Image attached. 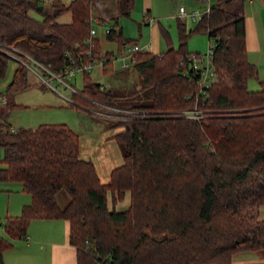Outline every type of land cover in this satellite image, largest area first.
<instances>
[{
    "label": "trees",
    "instance_id": "obj_1",
    "mask_svg": "<svg viewBox=\"0 0 264 264\" xmlns=\"http://www.w3.org/2000/svg\"><path fill=\"white\" fill-rule=\"evenodd\" d=\"M115 1L116 16H101L96 24H110L106 40L119 50L136 42L125 39L117 24L135 0ZM244 1L215 0L194 29L178 18L177 48L163 31L165 52L136 54L141 91L128 108L143 114L116 119L122 131L112 139L123 164L112 169L107 183L91 160L80 157L79 137L66 124L32 129L7 123L20 107L13 95L41 85L30 84L26 67L17 63L0 94V182L20 184L31 201L18 216H6L5 234L22 239L32 220H67L76 264H234L238 253L264 250V218L257 217L264 206V81L249 90L256 67L247 55ZM95 2L53 0L49 10L38 11L37 0H0V43L55 73L107 58L112 52L103 54L90 34ZM64 13L70 20L61 23ZM194 33L215 44L216 77L203 95L190 70L187 41ZM9 61L0 52V77ZM104 65L103 73L112 72V60ZM79 74L83 86L71 107H122V88ZM193 108L201 111L199 120L182 115ZM61 190L69 197L64 207L56 200ZM126 194L127 208L117 211L114 205ZM11 246L0 236V264Z\"/></svg>",
    "mask_w": 264,
    "mask_h": 264
},
{
    "label": "rangeland",
    "instance_id": "obj_2",
    "mask_svg": "<svg viewBox=\"0 0 264 264\" xmlns=\"http://www.w3.org/2000/svg\"><path fill=\"white\" fill-rule=\"evenodd\" d=\"M35 1V0H33ZM53 0H37L40 2L39 5L43 6L45 9H50V4ZM64 4H68L71 0H60ZM156 1V0H155ZM250 3L248 0L244 1L245 15L246 17H252L255 21L258 37L260 40V49L258 52L250 54L249 61L253 63L256 67V73L253 77L248 80L249 90H258L260 88L259 82L264 81V4L262 0H251ZM115 2V3H114ZM153 5V13L148 18L152 19L154 22H159L163 30L168 34L169 38L173 43V47L177 48L178 46V29H177V19L180 18L185 24L187 29H194L198 24L199 18L193 19L191 16L186 18L180 17L176 13V8L178 6H183L190 14L192 12L199 13L203 15L206 11L207 5L201 3L198 0H159ZM167 2V3H164ZM215 0H211L213 4ZM155 7L160 11L158 15L155 11ZM116 12V1L111 0L108 11L105 13V6L97 4V0L94 3L93 13L91 17L93 20L99 19V17L110 16V13L113 11ZM113 11V13H114ZM170 12V13H169ZM36 14V13H35ZM112 14V13H111ZM131 16L137 21H141V17L138 20L136 12L132 11ZM40 18V16L36 15ZM153 17V18H152ZM129 19V18H128ZM70 20V15L68 13L62 14L58 18V21L61 23H66ZM186 20V21H184ZM93 27L96 31V37L100 41L102 53L106 52H117V45L114 42L106 40V28L110 27V24L99 26L98 24H93ZM141 28H148V26L141 25ZM147 33V32H146ZM146 34L141 32V41L140 45L144 42L143 38H146ZM136 39V36L131 37ZM148 39V38H146ZM163 47L167 49V43L165 37L161 34L160 36ZM213 40H209L206 34L204 33H194L192 34L187 41V48L191 53L205 54L208 51L209 46H211ZM121 62L119 60L113 61L114 72L113 74H103L102 72L106 68L94 67L90 70V78L94 82L101 83L103 86L118 88L123 90L122 98H119L118 103L122 105V108H128L132 105L133 102L138 101V94L141 91V83L139 81V76L134 70L133 65L128 67L126 74L123 73V70L120 67ZM17 67V63L14 61H9L5 75L0 77V94H3L8 83L12 79L13 72ZM122 70V71H121ZM120 71V72H119ZM81 74H75L74 76L66 75L64 80L77 90H81L83 86ZM28 82L30 84H36V81L29 77L27 74ZM50 85L55 88V90L48 85H35L23 90L17 91L13 95V102L20 105V107L15 108L7 117V123H9L13 128H36L40 124H61L64 123L69 126L71 129L76 131L82 140L85 136H92L95 138L93 143L84 141V146L86 151H90V159L94 161L98 167L104 166L106 162H109L115 158H118V151L116 147H111L104 142V140L99 138V135L104 134V129L109 128L116 129V132L122 131V127L114 126L116 123L115 118H111L106 115L96 114L94 108L86 109H77L73 108L70 105L66 104L62 98H70L71 92L68 88L60 84L56 79H51L49 81ZM130 92H133L131 96ZM130 96V97H129ZM1 122V120H0ZM2 153V152H1ZM89 155V154H88ZM108 168V164L106 165ZM18 183H2L0 182V236L12 244L11 248L7 249L5 252L11 257V263L14 264H28L25 260L27 256L25 247V236L22 239H11L3 231V224L6 218V208L11 206L16 200L15 204L21 203L23 198L21 193H16ZM12 192L10 195V193ZM18 198V199H17ZM57 203L60 207H64L68 201V194L61 190L56 196ZM23 207V206H22ZM22 209V208H21ZM20 209V212H21ZM20 214V213H19ZM258 218H264V206H262L257 214ZM29 238V237H28ZM245 254V256H259L264 254V250L258 251H245L238 253L233 258L234 264H251L247 260H242L243 257L239 258V255ZM240 262H237V261ZM4 261V260H3ZM5 264V263H4Z\"/></svg>",
    "mask_w": 264,
    "mask_h": 264
},
{
    "label": "crops",
    "instance_id": "obj_3",
    "mask_svg": "<svg viewBox=\"0 0 264 264\" xmlns=\"http://www.w3.org/2000/svg\"><path fill=\"white\" fill-rule=\"evenodd\" d=\"M248 1L250 3L252 2L251 0H248ZM157 2L158 4L160 3L159 0H156V1L155 0H135L134 8L132 11L136 12L138 20L141 17L142 22L137 21V19L131 16L132 11L129 16L127 17L119 16L117 19L118 27L120 28L122 36L125 39L131 40L132 39L131 37L136 36V39H133V41H136V43L140 45L141 32H144V34L147 35L146 38L148 39L142 37V40L144 43L141 46L148 47V51L151 54H161L166 51V47L165 48L163 47L161 39H160L161 34L163 35V31H164L163 28L161 27L159 22L157 21L154 22V20L150 22V20H148V18L153 13L152 12L153 5H155ZM110 3H111V0H97V4L99 6L101 5L102 8L105 6V13L108 11ZM164 3H167V2H164ZM178 8H176L177 14H179ZM113 11L111 12L112 14L110 13V16H106V18L111 19L115 17L116 12L114 11L113 13ZM155 11L157 12L156 15H158L160 12L157 10V7H155ZM97 22L98 21L96 20L94 24H96ZM141 25L148 26V28L142 29ZM245 31H246V49H247V55L249 59L250 54L259 51L260 40L258 37V32H257L254 19L252 17H248V16L246 17V15H245ZM112 71L114 72V67ZM113 72H110L107 74H113ZM103 131H104V134L102 136L99 135V138L104 140L106 144L111 145L112 148L116 147L118 151V158L117 159L115 158V160L112 159L110 163L106 162L105 165L100 166V168L94 161L90 159L91 158L90 151L89 152L86 151L85 146H84V141L93 143V140L95 141L96 136L94 138L88 135V136H85L86 138L84 140H82L79 134L76 131L74 132L79 137L80 157L84 160H91L95 165L100 181L102 183H107L109 181L110 172L112 171V169L123 164V158H122V153H121L119 146L117 145L115 140L112 139V137L116 133H118L116 132V129L106 128V130L104 129ZM107 164H108V168H106ZM17 186H18L17 187L18 190L16 191V193H21L23 198L21 199V203L14 205V203L16 202V200H14L12 207L9 205L7 206L6 216H18L22 206L29 204L31 201L30 196L26 192L22 191L21 185L19 184ZM11 193L10 195H12ZM128 204H129V194H126L121 201L117 202L114 205V208L117 211H121V210L126 209ZM68 233H69V223L67 220H64V219H35V220H32L29 224V227L27 229V234H26V236L29 238L28 240L25 241V247H27V250L25 253L28 252L27 256L24 257L26 258L25 260L30 262L28 264H76V249L75 247L69 244ZM5 251L3 253V260H4L3 262L5 264H14V263H11L12 262L11 257L10 255H7ZM238 256L239 258L243 257L242 260H247L251 262V264L264 263V254L259 255V256H252L249 254L248 256H245V254L240 256L239 254ZM237 262H240V261L238 260Z\"/></svg>",
    "mask_w": 264,
    "mask_h": 264
},
{
    "label": "built area",
    "instance_id": "obj_4",
    "mask_svg": "<svg viewBox=\"0 0 264 264\" xmlns=\"http://www.w3.org/2000/svg\"><path fill=\"white\" fill-rule=\"evenodd\" d=\"M198 1L207 5L205 13L208 12L211 6V0ZM178 13V15L182 18L186 16H191L193 19H200L201 17V15L196 12H192L189 14L183 6H179ZM152 21L153 20L150 19V22ZM92 22L94 23L95 20L92 19ZM109 31L110 27L106 28V33H108ZM90 34L92 37L96 36V31L94 27L91 28ZM214 47L215 44L214 42H212L211 46H209L208 48L207 53H191L190 55V70L194 76H197V86L199 88L198 95H203L205 89L209 88V86L215 80L216 75L212 66ZM144 51H148V47L141 46L136 42L124 44L119 50L117 49L116 53L112 52V54L107 58H102L98 61L96 60L88 64L78 66L76 68L72 67L62 73H55L50 69L49 66L41 64L39 61L33 59L24 52L13 47L3 46V44L0 43V52L6 54L12 61L24 65L26 67L28 76L33 78L36 83L42 85L46 84L49 87L53 88L50 85L49 81L51 79H56L60 84L70 90L71 95H73L74 93H78V91L64 80V77L66 75L74 76L77 73L79 74L81 72H89L92 68L96 66L100 68H105L104 62L109 59L112 60V62L114 60H119L121 62L120 67L122 69H127L128 67L136 63V54L142 53ZM53 89L55 90V88ZM62 98L64 102L68 105H73L75 103L72 96L70 98L62 96ZM101 107L102 109L94 110L96 114L106 115L115 119L138 117L143 114V112L139 110H134L130 108L115 107L105 104H101ZM182 115L188 118H196L198 120L202 117L201 111L197 110V108L184 110L182 111ZM25 240H28V237H25Z\"/></svg>",
    "mask_w": 264,
    "mask_h": 264
},
{
    "label": "water",
    "instance_id": "obj_5",
    "mask_svg": "<svg viewBox=\"0 0 264 264\" xmlns=\"http://www.w3.org/2000/svg\"><path fill=\"white\" fill-rule=\"evenodd\" d=\"M42 9V6H38L37 8H36V10H41Z\"/></svg>",
    "mask_w": 264,
    "mask_h": 264
}]
</instances>
